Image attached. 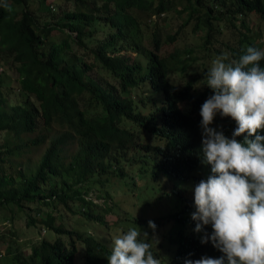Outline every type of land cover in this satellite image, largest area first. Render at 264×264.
Returning <instances> with one entry per match:
<instances>
[{"label": "trees", "instance_id": "16d2710c", "mask_svg": "<svg viewBox=\"0 0 264 264\" xmlns=\"http://www.w3.org/2000/svg\"><path fill=\"white\" fill-rule=\"evenodd\" d=\"M9 2L0 58L18 73L20 94H2L0 63V211L12 222L22 212L38 235L19 243L7 229L0 264H108L113 240L133 227L161 264L221 256L191 218L192 188L211 172L200 154L199 110L212 94L204 73L221 56L264 49L253 21H264V0ZM171 13L184 21L166 34L152 19ZM213 126L231 137L236 124L217 116ZM128 200L148 214L132 215ZM64 211L78 221L66 224Z\"/></svg>", "mask_w": 264, "mask_h": 264}, {"label": "clouds", "instance_id": "9594fccd", "mask_svg": "<svg viewBox=\"0 0 264 264\" xmlns=\"http://www.w3.org/2000/svg\"><path fill=\"white\" fill-rule=\"evenodd\" d=\"M0 9L10 12L9 0ZM264 49L248 46L238 60L221 56L204 73L212 94L200 106V154L210 165L206 179L193 186L194 231L222 255L184 258L183 264H264ZM230 117L231 137L214 127ZM243 136V140L238 137ZM153 230L157 225L149 221ZM210 226L211 231L206 230ZM141 228H129L112 242L108 264H161ZM192 254L189 253V256Z\"/></svg>", "mask_w": 264, "mask_h": 264}, {"label": "rangeland", "instance_id": "374dc122", "mask_svg": "<svg viewBox=\"0 0 264 264\" xmlns=\"http://www.w3.org/2000/svg\"><path fill=\"white\" fill-rule=\"evenodd\" d=\"M144 17H146V16H144ZM164 18H166L167 21H165ZM152 20L154 22H157L160 26H162L164 33L167 34V33L176 32V30L178 29L180 24L184 21V15L182 16V15H179L178 13H171L167 17H162V18L154 16ZM253 21L255 23V26H257V24H260L262 26V29H261V35L262 36L260 38L261 39L260 41L264 44V21L262 19H259L256 16L253 17ZM228 36L229 35L226 33L225 37L227 39H228ZM191 40H192V37H191L190 41ZM183 44H184V41L180 40L177 42V44H174V45H176V46L182 45L183 46ZM171 46H173V45H171ZM0 63H2L3 66L6 68L4 74L2 75L4 83H5L3 86V89H2V94L8 98L9 102L17 101L18 100L17 96H18V94H20V90H19L20 89V82L18 79V73L15 71L14 68H12L10 66L11 63L7 64V62L2 60L1 58H0ZM22 99H25V96H23ZM37 158H38V154L35 153L31 156V161L35 162V160ZM118 187H120V185L117 183V184H115V186L114 185L111 187L108 186L107 190L112 191V192H118ZM97 194H98V191L95 188H93L90 192V197L92 199H94L96 202L103 203V199L102 198L98 199ZM137 199H138V202L140 205L145 204L147 202L146 197L143 195L139 196V198H137ZM131 203L132 202L130 200H128V202L123 203V207H126V208L131 207ZM133 208H132L133 210L128 208L132 215H135V214L147 215L148 214L147 210H145V212H143V210H141V208L139 206L133 207ZM159 208H161V211L164 209V207L162 205H160ZM152 214L153 213H151L150 215H152ZM11 216H12V213H10L8 210H1L0 211V233L3 236L0 239V252H3L4 248L6 247L3 240H6V238H8V236H9V234L7 233V229L17 230L16 231L17 237H18L17 241H19V243H22V242L28 241V240H32V239H36L37 235H38L37 234L38 231L37 232L32 231V227L27 226V220L25 218V215L22 212L16 213L15 222L11 221ZM108 219L113 221L114 217L111 215V216H108ZM62 221H64L66 224H68L70 226L72 224H75L78 221V219L75 216H73L70 212L64 211V217H63ZM155 233L157 236H159L162 233L161 228L156 230ZM42 234L49 235L51 233L42 229ZM162 240L163 239L157 240V242H155V244H158ZM160 250H163V247Z\"/></svg>", "mask_w": 264, "mask_h": 264}, {"label": "built area", "instance_id": "2783aa9c", "mask_svg": "<svg viewBox=\"0 0 264 264\" xmlns=\"http://www.w3.org/2000/svg\"><path fill=\"white\" fill-rule=\"evenodd\" d=\"M4 72V68L2 67V65L0 64V73Z\"/></svg>", "mask_w": 264, "mask_h": 264}]
</instances>
